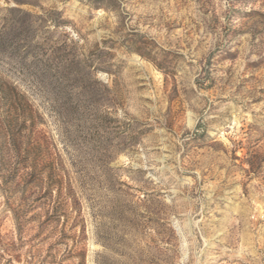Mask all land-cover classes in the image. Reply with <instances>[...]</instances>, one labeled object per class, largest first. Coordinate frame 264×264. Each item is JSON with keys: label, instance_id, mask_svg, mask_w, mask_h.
I'll return each instance as SVG.
<instances>
[{"label": "rangeland", "instance_id": "374dc122", "mask_svg": "<svg viewBox=\"0 0 264 264\" xmlns=\"http://www.w3.org/2000/svg\"><path fill=\"white\" fill-rule=\"evenodd\" d=\"M0 264H264V0H0Z\"/></svg>", "mask_w": 264, "mask_h": 264}]
</instances>
